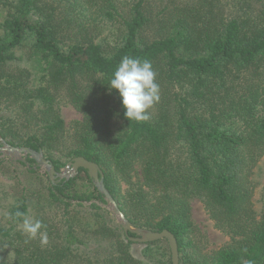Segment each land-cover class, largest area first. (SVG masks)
<instances>
[{
  "label": "trees",
  "instance_id": "16d2710c",
  "mask_svg": "<svg viewBox=\"0 0 264 264\" xmlns=\"http://www.w3.org/2000/svg\"><path fill=\"white\" fill-rule=\"evenodd\" d=\"M0 3V136L8 144L43 151L57 173L78 156L98 163L135 226L176 236L180 264H264V195L260 208L255 200L264 0ZM125 56L151 61L156 73L160 100L146 121L127 119L109 87ZM63 101L82 114L70 129ZM1 153L13 201L0 214V245L10 247L0 264H173L167 239L130 240L136 234L115 220L86 169L53 181L30 155ZM192 199L229 242L210 248ZM25 217L42 222L46 244L24 232Z\"/></svg>",
  "mask_w": 264,
  "mask_h": 264
},
{
  "label": "clouds",
  "instance_id": "9594fccd",
  "mask_svg": "<svg viewBox=\"0 0 264 264\" xmlns=\"http://www.w3.org/2000/svg\"><path fill=\"white\" fill-rule=\"evenodd\" d=\"M111 89H116L122 98V105L126 109L124 116L130 121L148 120L150 109L160 100V86L156 82V73L151 61L147 59L125 56L115 69L109 82ZM18 216L23 213L18 212ZM40 220L23 219V230L30 238L40 235L41 243H47V237L40 232Z\"/></svg>",
  "mask_w": 264,
  "mask_h": 264
},
{
  "label": "water",
  "instance_id": "95a60500",
  "mask_svg": "<svg viewBox=\"0 0 264 264\" xmlns=\"http://www.w3.org/2000/svg\"><path fill=\"white\" fill-rule=\"evenodd\" d=\"M0 151L4 152L5 155H11L16 158H22L23 160H25L23 156L30 155L38 162L41 167L45 168V170L49 173L53 181L58 175L61 178L71 177L76 175L81 168L86 169L88 171L89 176L93 179L97 188L100 190L101 193L105 195L109 205H111L113 213L121 219V225L125 232L127 234L129 232L136 234L135 237H130V240L139 243H146L161 239H167L172 251L173 264H180V254L176 236L168 229H164L163 231H153L148 228L135 226L125 216V214L119 208L116 200L106 188L104 183V173L98 163L90 161L83 156H78L68 162V164L65 166L64 173H57L54 165L44 156L43 151H36L28 147L19 148L11 146L1 136ZM69 173L72 174L68 175Z\"/></svg>",
  "mask_w": 264,
  "mask_h": 264
},
{
  "label": "rangeland",
  "instance_id": "374dc122",
  "mask_svg": "<svg viewBox=\"0 0 264 264\" xmlns=\"http://www.w3.org/2000/svg\"><path fill=\"white\" fill-rule=\"evenodd\" d=\"M1 3H0V11H1ZM2 17L0 16V20ZM61 113L65 120L66 126L68 129L71 128V125L73 121L81 119L82 114L76 110V108L66 102L63 101L61 103ZM1 157L10 158L12 160H16L18 158L11 156V155H5L4 152L1 153ZM41 171L44 173L46 172L44 167H41ZM65 172V167L62 168L61 173ZM72 173H69L70 175ZM256 180L258 182V188L255 195V200L257 201V206L260 208L262 206L261 199L264 195V157L259 161L258 166L256 168V174H255ZM12 178V177H11ZM7 177V175H4L0 172V179L2 183L0 184V214H5L8 210V206L12 203V187L10 186L13 179ZM22 179H25V176H22ZM81 186L88 185L87 181H80ZM192 205V214L193 219L195 222L200 226V228L207 234L209 240H210V248H218L229 242L230 236L224 231L215 226V222L210 217V214L208 212V209L205 205V203L201 199H192L191 200ZM111 208V205H107ZM115 220L118 222H121V219L115 215ZM95 246H91L92 252L94 251ZM10 249V247L1 244L0 245V251H3L4 254H7L8 252L6 250ZM87 250V249H86ZM8 255V254H7Z\"/></svg>",
  "mask_w": 264,
  "mask_h": 264
}]
</instances>
